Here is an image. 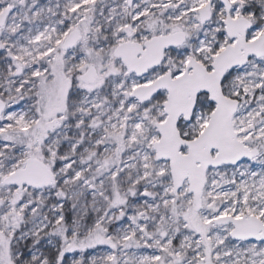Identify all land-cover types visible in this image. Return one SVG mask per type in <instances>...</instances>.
Here are the masks:
<instances>
[{
	"label": "snow or ice",
	"instance_id": "6c2138e0",
	"mask_svg": "<svg viewBox=\"0 0 264 264\" xmlns=\"http://www.w3.org/2000/svg\"><path fill=\"white\" fill-rule=\"evenodd\" d=\"M0 264H264V0H0Z\"/></svg>",
	"mask_w": 264,
	"mask_h": 264
}]
</instances>
